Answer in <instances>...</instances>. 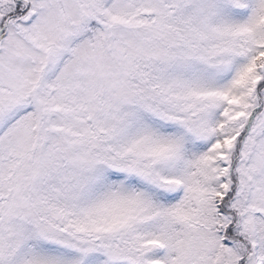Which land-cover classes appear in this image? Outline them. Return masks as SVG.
<instances>
[{
    "label": "snow or ice",
    "instance_id": "1",
    "mask_svg": "<svg viewBox=\"0 0 264 264\" xmlns=\"http://www.w3.org/2000/svg\"><path fill=\"white\" fill-rule=\"evenodd\" d=\"M0 264H264V0H0Z\"/></svg>",
    "mask_w": 264,
    "mask_h": 264
}]
</instances>
